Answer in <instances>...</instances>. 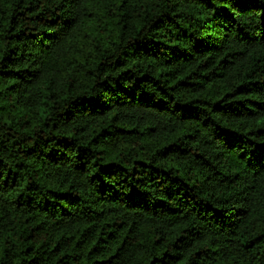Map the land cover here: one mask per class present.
<instances>
[{
  "label": "trees",
  "instance_id": "1",
  "mask_svg": "<svg viewBox=\"0 0 264 264\" xmlns=\"http://www.w3.org/2000/svg\"><path fill=\"white\" fill-rule=\"evenodd\" d=\"M0 264H264V0H0Z\"/></svg>",
  "mask_w": 264,
  "mask_h": 264
}]
</instances>
